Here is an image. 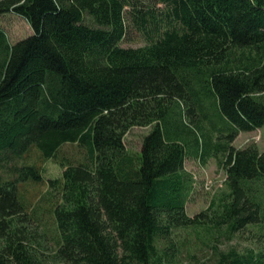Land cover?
I'll return each instance as SVG.
<instances>
[{"label":"trees","instance_id":"trees-1","mask_svg":"<svg viewBox=\"0 0 264 264\" xmlns=\"http://www.w3.org/2000/svg\"><path fill=\"white\" fill-rule=\"evenodd\" d=\"M148 4L162 18L137 0H0V16L32 30L10 44L0 28V155L34 147L62 168L34 208L18 192L43 180L34 165L0 183V264H170L155 241L171 228L208 221L229 238L264 223V151L231 146L264 126V0ZM126 8L148 44L121 46ZM212 111L231 130L213 144L227 192L191 218L184 161L192 142L203 160ZM133 127L149 128L134 154L123 142ZM65 144L87 162L60 155ZM216 264H264V248L218 251Z\"/></svg>","mask_w":264,"mask_h":264},{"label":"rangeland","instance_id":"rangeland-1","mask_svg":"<svg viewBox=\"0 0 264 264\" xmlns=\"http://www.w3.org/2000/svg\"><path fill=\"white\" fill-rule=\"evenodd\" d=\"M137 1L138 4L141 2L144 3V6H140L142 10H154V6L152 7L149 5L150 3L148 4V0ZM155 7L156 10L154 11L157 13L155 17L157 19L162 18L159 11H163L164 6L158 4ZM129 9L126 8L127 14H125L127 34L121 46L123 48L144 46L149 43V40L144 34V31H141L135 25L133 21L134 16L129 13ZM164 26H166L165 22L161 24L162 28ZM0 28L6 33L10 44H14L32 34L28 23L23 18L12 13L0 16ZM209 117L210 119L204 121L202 124L204 131L200 132L205 137L207 134H210V140L208 139L209 147H206L207 150H205V146L203 149H200L202 152L206 151V154L202 157L203 160L200 157L199 151L197 154L194 153L195 150L192 142L189 146L191 150L188 152L184 161V170L188 176L187 179H189L184 213L191 218L200 213L211 215L213 211V209L209 210L211 202L215 201L218 203L227 192L225 170L218 165L219 158H223L220 153L214 154L213 144L215 142L217 143V139H220L219 135L223 134L227 136L231 130L228 128L226 122L222 118L217 117L213 111L209 114ZM148 131V127L131 128L123 139L126 149L132 154L137 153L140 150L142 138ZM222 131L224 132L221 133ZM174 132V128H167L166 136H171ZM200 134H198V139L202 141L204 139L203 137L201 138ZM189 141H191V138ZM222 141L225 142V140ZM205 143L207 144V142ZM249 145H254L260 152L264 151V126L248 132H240L231 143L234 149H242ZM60 155L73 164L87 162L86 149L77 144L63 145L60 148ZM29 165H34L39 169L43 180L39 183H33L31 181L20 182L18 183V192L23 195L26 202L30 203L29 207H33L37 204V199L42 197L47 191V181L59 178L62 173V168L58 163L44 159L34 147H31L20 156L8 153L0 155V183L12 180L16 175L15 169ZM40 203L42 208L37 210L38 215L43 221L50 223L49 205L42 203V201ZM155 245L158 255L161 256L168 249L167 252L171 256L169 257L171 260L170 264H216L218 251L225 252L233 248L237 253L244 254L248 250L257 252L263 249L264 223L237 231L229 238L223 233L219 234V232H216L208 221L206 225L204 224L199 227L171 228L167 240L162 236H158L156 237Z\"/></svg>","mask_w":264,"mask_h":264}]
</instances>
